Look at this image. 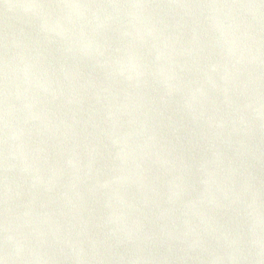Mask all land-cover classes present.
<instances>
[{"label":"water","instance_id":"water-1","mask_svg":"<svg viewBox=\"0 0 264 264\" xmlns=\"http://www.w3.org/2000/svg\"><path fill=\"white\" fill-rule=\"evenodd\" d=\"M0 264H264V0H0Z\"/></svg>","mask_w":264,"mask_h":264}]
</instances>
